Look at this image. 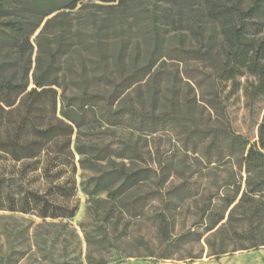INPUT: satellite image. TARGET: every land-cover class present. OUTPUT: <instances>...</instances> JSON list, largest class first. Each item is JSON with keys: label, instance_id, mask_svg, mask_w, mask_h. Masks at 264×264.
Segmentation results:
<instances>
[{"label": "trees", "instance_id": "trees-1", "mask_svg": "<svg viewBox=\"0 0 264 264\" xmlns=\"http://www.w3.org/2000/svg\"><path fill=\"white\" fill-rule=\"evenodd\" d=\"M133 1L0 0V211L71 219L81 169L86 264L264 246V108L252 140L227 104L239 90L249 108L264 103V0H175L186 11L162 16L187 21L188 38L151 35L133 55L104 37L111 18H91L83 47L67 23L49 38L74 9L125 16ZM158 133L174 136L178 158L151 147ZM116 241L125 247L110 258Z\"/></svg>", "mask_w": 264, "mask_h": 264}, {"label": "rangeland", "instance_id": "rangeland-1", "mask_svg": "<svg viewBox=\"0 0 264 264\" xmlns=\"http://www.w3.org/2000/svg\"><path fill=\"white\" fill-rule=\"evenodd\" d=\"M172 5H178L182 11H186V7L182 3L177 4L175 0H134L132 9L128 10L125 16L112 10H99L93 4H88L86 8L74 9L64 18L55 21L51 26L49 38L52 42L54 35L65 29L64 26L67 23V27L69 26L74 33L75 44L83 47L85 44L81 43L92 37L93 32L90 28L93 26L91 18L94 16L96 24H99L103 17L112 19L108 22L109 32L104 37L112 46L119 47L121 42L125 43L126 52H132V55L136 53L135 46L142 49L151 35L165 44H175L181 37L188 38L189 29L187 21L180 22V18L176 16L168 18L162 16L164 10ZM189 6L190 8L195 7L194 3ZM150 9L154 10V16L151 15ZM199 18L195 16V20ZM151 21L154 22V26L153 23L150 24ZM189 21L191 22L192 19ZM43 23L44 20L34 32L32 39L37 35ZM37 50L35 45L33 58ZM65 59L64 57L63 61ZM161 68L174 73L177 66L167 62ZM240 82L244 84L246 79L241 78ZM227 104L233 128L254 140L264 103L255 102L249 108L242 91L239 90L228 98ZM148 141L158 153L170 157L175 156V158L180 155L171 133H158ZM87 175L89 172L81 169H77L75 173L76 190L71 201L76 203L77 210L71 219H42L31 212L0 211V264H86V242L81 223L86 218L87 196L82 192L79 182L82 176ZM141 228H144L142 222L132 221L130 224L132 232ZM124 247L122 243L116 241L113 246L107 248V253L110 258H115L121 254ZM200 248V246H194L191 251L195 254ZM108 264H264V246L236 251L218 258L207 256L204 249L202 256L194 260L180 258V256L172 259L129 257Z\"/></svg>", "mask_w": 264, "mask_h": 264}]
</instances>
